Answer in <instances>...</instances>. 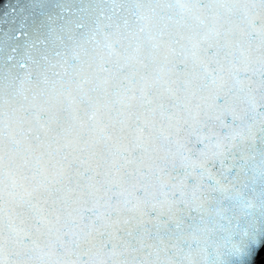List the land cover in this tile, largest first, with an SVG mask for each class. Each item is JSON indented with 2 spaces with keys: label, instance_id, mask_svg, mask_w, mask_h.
<instances>
[{
  "label": "snow or ice",
  "instance_id": "obj_1",
  "mask_svg": "<svg viewBox=\"0 0 264 264\" xmlns=\"http://www.w3.org/2000/svg\"><path fill=\"white\" fill-rule=\"evenodd\" d=\"M0 264H264V0L0 4Z\"/></svg>",
  "mask_w": 264,
  "mask_h": 264
},
{
  "label": "water",
  "instance_id": "obj_2",
  "mask_svg": "<svg viewBox=\"0 0 264 264\" xmlns=\"http://www.w3.org/2000/svg\"><path fill=\"white\" fill-rule=\"evenodd\" d=\"M8 3H11L12 0H7ZM5 3V0H0V4ZM30 44V41H13L11 44L7 45L6 48H10L13 46H16L19 48V51L17 53L18 56H22L25 54V52H27L28 50V45ZM11 54L10 52H8L7 50L5 51V55H9ZM33 55H36V53H33Z\"/></svg>",
  "mask_w": 264,
  "mask_h": 264
}]
</instances>
